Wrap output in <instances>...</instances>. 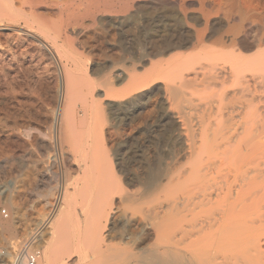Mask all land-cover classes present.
Segmentation results:
<instances>
[{
  "label": "bare ground",
  "instance_id": "obj_1",
  "mask_svg": "<svg viewBox=\"0 0 264 264\" xmlns=\"http://www.w3.org/2000/svg\"><path fill=\"white\" fill-rule=\"evenodd\" d=\"M2 172L0 264H264V0H0Z\"/></svg>",
  "mask_w": 264,
  "mask_h": 264
},
{
  "label": "rangeland",
  "instance_id": "obj_2",
  "mask_svg": "<svg viewBox=\"0 0 264 264\" xmlns=\"http://www.w3.org/2000/svg\"><path fill=\"white\" fill-rule=\"evenodd\" d=\"M131 33V34H130ZM127 35H128V42L129 43H131V44H129L128 43V50H130L128 53H127V55H128V58H127V60H128V63H130V66L132 65L131 64V62H134L136 65V67L138 68V72L140 71V73L141 72H143L144 71V69L146 68V67H148L149 66V63H147L146 62V64L145 63H143L142 64V62L141 61H135V56L133 57V51L135 52L136 51V53L138 52V47H137V35L135 34V32H134V30L132 31V28L130 27V29L128 30V33H127ZM134 36V37H133ZM136 36V37H135ZM134 42V43H133ZM137 55V54H136ZM169 56V54H165V55H163V56H158V58H167ZM132 57V58H131ZM100 58V57H99ZM163 58V59H164ZM139 65V66H138ZM143 66V67H142ZM145 67V68H144ZM202 86H199V87H197V89H199V88H201ZM159 107V108H158ZM156 109V110H155ZM161 109H162V107L158 104V105H156L155 106V108L154 109H150V110H146V113H145V109L144 110H142V111H140V112H138V113H136L135 114V116H134V118H133V122L135 123L136 121V125H137V128H136V131H137V133L139 132V138L140 137H144L145 139H146V142H144V146H142L141 147V149H139L138 148V146H137V138H138V136L137 135H135V138H134V141H132L133 143H131V145L129 144V145H127V147H129V148H127V147H123V149L121 150H118V149H116V151L115 152H113L114 154H115V156L112 154V156H111V158H112V161L114 162V161H117L118 163H119V165H121V166H123V167H125V168H127L128 170H130L131 172H133V173H138V172H147L148 171V169L150 168V166L152 165V163H154L155 161H157V158L159 157V158H161V160L163 159V157H162V155L161 154H159L160 156H158L157 154L159 153V149L161 150H168L169 152H173V151H176L178 148H179V146H180V144H179V141L178 140H175V136H174V134L172 135V133H174L172 130L174 129L173 128V126H171L169 123H167V125H165V127L163 128L162 126H159L158 128H157V130H156V133L155 132H153V128H155V126H156V122H157V120H156V118L158 119V115H159V113L158 112H161ZM155 110V111H154ZM153 111V112H152ZM141 113H143V114H141ZM145 113V114H144ZM143 117H142V116ZM144 117H146V118H144ZM155 117V118H154ZM144 118V119H143ZM152 119V120H151ZM155 119V120H154ZM139 120H140V122H139ZM151 120V121H150ZM148 121V122H147ZM139 124V125H138ZM142 124V125H141ZM148 124H150V125H148ZM144 125V126H143ZM170 125V126H169ZM140 126V127H139ZM168 126V127H167ZM141 128V129H140ZM169 128V129H168ZM173 128V129H172ZM142 129H143V132H142ZM146 129V130H145ZM151 129V130H150ZM171 129V130H170ZM160 130V131H159ZM142 133H141V132ZM145 131V132H144ZM164 132V134H163V132ZM147 132V133H146ZM150 133V135H149V133ZM165 132H167V133H165ZM145 133V134H144ZM153 134V135H152ZM165 135H167V136H165ZM158 136V137H157ZM174 137V138H173ZM158 139V140H157ZM167 139V140H166ZM173 140V141H172ZM159 142V143H158ZM135 143V144H134ZM148 143H150V144H148ZM147 144V145H146ZM152 144H154V145H152ZM179 144V145H178ZM162 145V146H161ZM165 145V146H164ZM150 146V147H149ZM133 147V148H132ZM161 147V148H160ZM171 149H170V148ZM176 147H178V148H176ZM139 149V150H138ZM146 149V150H145ZM131 150H133V151H131ZM140 150H141V152H140ZM153 152H151V151ZM136 153H135V152ZM122 152V153H121ZM138 152V153H137ZM156 152V153H155ZM146 154V156H145V154ZM150 155H149V154ZM120 154V155H119ZM124 154V155H123ZM127 154V155H126ZM118 155V156H117ZM141 155V156H140ZM113 156H114V158H113ZM119 156H121V158H119ZM125 156V157H124ZM139 156V157H138ZM127 157L129 158L128 160H127ZM134 159H133V158ZM138 157V158H137ZM142 157V158H141ZM156 157V158H155ZM125 158V159H124ZM141 158V159H140ZM146 158V159H145ZM153 160H152V159ZM114 159V160H113ZM139 159H140V162H139ZM121 160V161H120ZM137 162H136V161ZM144 160V161H143ZM123 161H124V163H123ZM135 162H136V164H135ZM144 162V163H143ZM121 163H123V164H121ZM134 163V164H133ZM147 165H146V164ZM17 164V163H16ZM18 164H20V162H18ZM131 164V165H130ZM132 165H133V167H132ZM135 165H138V166H135ZM146 166V167H145ZM136 167V168H135ZM144 167V168H143ZM138 168V169H137ZM141 168V169H140ZM140 170V171H139ZM143 170V171H142ZM3 173V174H2ZM1 174H0V183H5V181L7 182H10V179L11 178H9L6 174H4V172H2ZM2 176H4V177H2ZM5 180L4 182H3V179ZM41 188H43V187H40V189ZM14 190H17V187L15 188L14 187ZM3 209L4 208H2V211H3ZM4 214V213H3ZM20 217H23V216H20ZM32 228H34V226H32ZM39 232V231H38ZM38 232H37V234L35 235V238L33 239V240H31V241H35V244H37L38 246L39 245H42L43 243L45 244V241H46V239H47V236L46 235H40L41 234V232H43V231H41L39 234H38ZM38 236V237H37ZM15 239V238H14ZM13 239V240H14ZM39 240V241H38ZM41 240V241H40ZM44 240V241H43ZM15 241H17L16 239H15Z\"/></svg>",
  "mask_w": 264,
  "mask_h": 264
},
{
  "label": "built area",
  "instance_id": "obj_3",
  "mask_svg": "<svg viewBox=\"0 0 264 264\" xmlns=\"http://www.w3.org/2000/svg\"><path fill=\"white\" fill-rule=\"evenodd\" d=\"M14 244L12 258L8 264H36L41 254L40 248L33 241H18ZM4 254V249L0 247V258Z\"/></svg>",
  "mask_w": 264,
  "mask_h": 264
}]
</instances>
